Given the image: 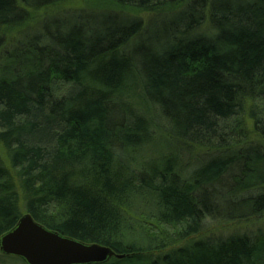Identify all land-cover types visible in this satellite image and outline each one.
Segmentation results:
<instances>
[{
	"label": "trees",
	"instance_id": "1",
	"mask_svg": "<svg viewBox=\"0 0 264 264\" xmlns=\"http://www.w3.org/2000/svg\"><path fill=\"white\" fill-rule=\"evenodd\" d=\"M69 1L0 0V239L264 264V0Z\"/></svg>",
	"mask_w": 264,
	"mask_h": 264
},
{
	"label": "water",
	"instance_id": "2",
	"mask_svg": "<svg viewBox=\"0 0 264 264\" xmlns=\"http://www.w3.org/2000/svg\"><path fill=\"white\" fill-rule=\"evenodd\" d=\"M0 252L26 264H106L113 258H122L108 247L85 244L50 231L29 214L1 237Z\"/></svg>",
	"mask_w": 264,
	"mask_h": 264
},
{
	"label": "rangeland",
	"instance_id": "3",
	"mask_svg": "<svg viewBox=\"0 0 264 264\" xmlns=\"http://www.w3.org/2000/svg\"><path fill=\"white\" fill-rule=\"evenodd\" d=\"M83 10H85V7H84V5L82 3V0H70L68 2V4H66L63 9L57 11L58 13L49 12V13H46V14L37 15L36 18L33 20V22L27 27L28 32H31V33L39 32V28H40L41 22L46 20V18L48 19V17L49 18L50 17H55V16H58L56 14L68 13V12L69 13H72V12L78 13V12H82ZM2 156L4 157L3 152H2ZM259 229H263L264 230V225L263 224H259L258 226H255V227L248 226V227H246L244 229L232 227V228L228 229L226 232H224L223 234L224 235L232 234V233H235L237 231H239V232H243V231L244 232H249L250 231L251 232L253 230L257 231ZM217 234H218V236H221L220 233H217ZM0 264H23V263L18 261V260H15V259L12 260V259H10V257L2 255L1 252H0Z\"/></svg>",
	"mask_w": 264,
	"mask_h": 264
}]
</instances>
